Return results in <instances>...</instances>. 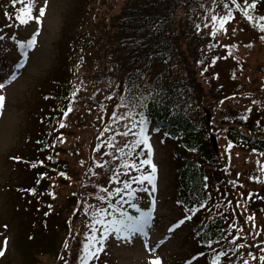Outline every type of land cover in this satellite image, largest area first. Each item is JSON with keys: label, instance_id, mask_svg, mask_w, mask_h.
<instances>
[{"label": "trees", "instance_id": "1", "mask_svg": "<svg viewBox=\"0 0 264 264\" xmlns=\"http://www.w3.org/2000/svg\"><path fill=\"white\" fill-rule=\"evenodd\" d=\"M225 4L238 8L231 0H81L74 16L77 34L61 57L68 64L65 77L52 82L54 89L31 113L37 115L32 124L38 134L30 133L26 142L32 148L11 162L12 175L19 177L6 186L13 196L11 215L1 227L20 235L15 243L20 242L19 264H39L38 256L52 258L50 264H81L86 234L99 238L103 233L104 225L95 222L97 210L113 213L108 205L120 194L115 189L129 192L124 182L132 193L147 183H133V178L150 174L149 165L125 167L134 163L131 158H147L141 155L145 148L135 144L138 136L123 135L116 145L127 148L121 156H100L97 146L89 148L108 96L118 100L121 114L128 112L125 132L139 133L134 124L142 114L145 129L151 127L173 143L176 205L196 221L194 234L208 264L214 259L216 264H264L259 259L264 246L243 248L255 233L264 234V56L256 92L243 72L260 55L249 60L255 45L264 46L259 27L264 25V0L248 9L252 21L243 14L244 0H237L245 24L232 36L221 33L231 18L222 27L211 20L227 14ZM23 6L19 0H0V18L22 25L16 16ZM72 109L76 114L69 116ZM212 134L219 140L218 153L209 144ZM235 150L248 153L254 163L235 167ZM71 153L91 159L93 179L85 178L87 160ZM66 158L81 177L71 173ZM113 214L119 217V211ZM4 230L0 249L8 239L2 237ZM100 253L88 264H99Z\"/></svg>", "mask_w": 264, "mask_h": 264}, {"label": "rangeland", "instance_id": "2", "mask_svg": "<svg viewBox=\"0 0 264 264\" xmlns=\"http://www.w3.org/2000/svg\"><path fill=\"white\" fill-rule=\"evenodd\" d=\"M34 3L35 18H39L38 21L34 19L24 26L10 28L3 25L5 22L0 19L2 25L0 26V83L8 80L13 71L17 74L14 80L0 89V95L5 97L3 108L0 109V233L4 230L1 222L11 215L9 204L12 193L7 192L6 186L14 185V180L19 177L18 173L12 175L7 156L13 153H27L31 149L26 142L34 135L35 126L33 127L32 122H36L37 118L36 114L31 113L35 111L34 107L40 106L41 97L50 94L54 89L52 82H60L65 77L68 64L61 57L64 55L68 41L74 39L77 34L75 31L77 19L74 16L76 10L80 8L81 0H47L46 3L45 0H34ZM41 7L44 8L43 16H40ZM242 25L243 22L238 21L233 29L237 32ZM34 34L35 45L27 50L29 55L25 61L20 58L19 44L32 38ZM232 35L234 33L229 36ZM263 49V45H255L256 52L250 55L249 60L252 55H260L255 60L249 61L250 65L244 74L247 75L244 80H249V85L255 89V92L263 77L261 64H258L264 56ZM16 63L23 64V67L16 69ZM249 72L252 75L250 77ZM95 91L102 97V92ZM75 114L72 109L69 116ZM124 115L119 112L116 98L108 96L103 100L101 125L94 133L97 141L101 142L102 150L108 149L107 152H110L124 138L122 133L125 129L123 117L121 118ZM86 116L94 118L92 112H87ZM75 132L76 130L71 131V133ZM147 136L152 149V161L156 166V191H149L146 196L136 200L137 208L140 210L147 211L150 207L153 209L152 220L145 229L147 235L136 233L130 240H125L123 237L127 235L126 233H122L120 238H117L115 232L108 233L101 257L106 264H149V260L156 257H159L160 264H205L204 258L194 257L193 254L198 250L192 233L194 220L186 219L178 226L174 225L181 215L175 207L176 195L171 188L174 184V166L170 158L173 145L162 141L159 134L154 135L149 132ZM111 146L112 148H109ZM89 148H96L94 139H89ZM70 161L71 159L67 158L64 160L71 173L82 174ZM243 161L252 164L254 158L243 150H235L233 165L243 169ZM153 198L154 205H152ZM130 213L134 216L140 215L136 209L131 210ZM9 229L4 230L5 233L2 235L8 237L7 252L10 253L9 255L6 253L5 264H19L17 249L20 242L15 244L19 233L15 229ZM38 258L41 262L39 264H50L52 261V258L48 260L40 256Z\"/></svg>", "mask_w": 264, "mask_h": 264}, {"label": "snow or ice", "instance_id": "3", "mask_svg": "<svg viewBox=\"0 0 264 264\" xmlns=\"http://www.w3.org/2000/svg\"><path fill=\"white\" fill-rule=\"evenodd\" d=\"M14 2H17V0H14ZM19 2L23 3L24 6L21 7L19 9V12L16 16V19L20 21L21 24H25L27 23L28 19H32V15H31V0H19ZM47 2V0H45V3ZM231 4L233 6L236 7H241L240 5L237 4V0H231ZM255 7V0H253V2L251 4H249L247 2V0H244V5H243V14L245 15V17H247V19L249 21L253 20V17L249 14L248 9L249 8H253ZM225 8L228 9V12L225 16L223 17H216V16H212L211 20L212 21H217L219 20L221 27L223 25V23L231 18L232 15V9L229 7L228 4H225ZM44 15V8L41 7L40 8V16ZM37 19V21L39 20V18H35ZM260 20H264V16L260 17ZM260 30L264 31V25H259ZM215 27L213 28V35H215ZM261 39L264 40V36H261ZM35 45V34L33 35V37L29 40H27L26 42H20L19 44V48H20V58L24 59L25 61L28 58V49L33 48ZM215 61H213L214 63ZM23 67V64L21 63H16L15 64V68L19 69ZM16 72L13 71L11 76L8 78V80H6L4 83H0V89H3L6 85V83L10 82L11 80H14L16 78ZM74 95V93H73ZM5 97L0 95V109L3 108V102H4ZM67 111H71V107H69L67 109ZM67 111L65 112V115H67ZM113 115L115 116V113H113ZM147 123V121L143 118L142 114H141V119L139 120L138 123H135L134 126H138L140 128L139 133H131L130 131L128 132H124L122 133L123 135H136L139 138L135 141L136 146L139 145H143V147L145 149H147V158L146 159H142L138 161V165L139 166H143V165H149L151 167V173L148 175H142L139 178H133V183H139V184H143L144 181H147V183L149 185H151V192H155L156 191V187H155V173H156V166L155 164L152 163L151 157H152V149L151 146L149 144V137L146 134V129L144 127V125ZM61 127H63V125H61ZM232 145L231 143L228 144V147L230 148ZM126 147H128L126 145ZM129 155H131V151H129L128 153ZM141 155H144V153H141ZM18 159V158H17ZM137 163H132L130 165H125V167H129V168H137L138 167ZM124 188L125 189H129L128 195L131 196L132 195V190L130 189V186L127 182H124ZM144 191H147V189H141ZM116 193H120L121 189L120 188H116L115 189ZM101 200L105 199L104 197H100ZM155 204V199L153 198L152 200V205ZM108 207L113 209V213L116 211H119V217H116L113 213H109L107 212L106 209H98L97 210V217L98 219H96V223H100L102 225H104L103 228V233L102 235L97 238L94 235H87L86 234V242L83 244V254L80 257L81 259V264H88V261L90 259L95 258L98 253L100 251L103 250L104 248V241L107 238V235L109 232H115L117 235V238L121 237L122 233H126L127 235L124 236L123 238L125 240H130L131 237L136 234V233H140L143 235H147L145 229L146 227L150 224L151 220H152V211L153 209L150 207L147 211H142L139 208H137V205L135 203H131L130 207L136 209L138 212H140L139 216H134L129 214L128 212L124 211L123 209H119L117 207V205L115 204H109ZM201 207H203V205H201ZM189 211H195L194 209H189ZM104 216H112V219L109 220H105ZM185 219H191V217H185ZM249 219H252V217H249ZM179 223H183V221H180ZM93 232H95V228H93ZM209 245L211 244V241H208ZM6 244V241H5ZM239 246V245H238ZM145 247L147 248V244H145ZM0 255H3V249H0ZM203 255V254H201ZM219 255H223V253L221 252ZM249 255L251 256L252 254L249 253ZM253 259H255V257H253ZM259 259L261 261H264V256H260ZM149 264H160V260L159 257H156L155 259L149 260ZM213 264H216V260H213ZM244 264H248L247 261L244 262Z\"/></svg>", "mask_w": 264, "mask_h": 264}]
</instances>
